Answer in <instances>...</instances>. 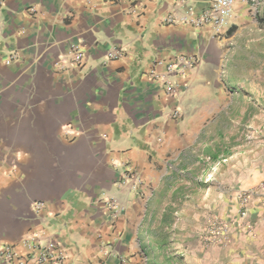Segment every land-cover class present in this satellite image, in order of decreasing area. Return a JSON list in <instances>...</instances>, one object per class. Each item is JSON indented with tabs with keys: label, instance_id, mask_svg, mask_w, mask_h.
Wrapping results in <instances>:
<instances>
[{
	"label": "crops",
	"instance_id": "1",
	"mask_svg": "<svg viewBox=\"0 0 264 264\" xmlns=\"http://www.w3.org/2000/svg\"><path fill=\"white\" fill-rule=\"evenodd\" d=\"M190 4L198 15L207 0ZM186 11L183 0H2L0 248L24 256V236L37 233L66 246V264H157L161 239L148 222L175 223L178 209L160 197L192 183L200 200L184 206L206 210V154L240 112L232 71L251 56L257 26L242 0L217 33L166 21ZM71 42L86 54L81 67L69 62ZM114 46L122 56L110 59ZM179 56L196 65L167 72ZM214 205L230 207L225 197ZM201 217H184L187 236ZM251 223L231 234L228 264H264V222Z\"/></svg>",
	"mask_w": 264,
	"mask_h": 264
},
{
	"label": "rangeland",
	"instance_id": "2",
	"mask_svg": "<svg viewBox=\"0 0 264 264\" xmlns=\"http://www.w3.org/2000/svg\"><path fill=\"white\" fill-rule=\"evenodd\" d=\"M254 21L257 32L252 35L258 37L253 41L256 46L250 48L249 58L235 62L239 66L232 71L239 73L234 88L244 95L238 104L240 112L228 116L220 127L216 153L210 149L206 154L207 166L201 177L207 189L206 210L193 211L184 206V202L196 204L200 200L189 192L192 183L160 197L161 202H170L178 209L177 216H172L174 211L170 209L164 212L174 217L175 223L148 222L147 234L161 239L157 264H228L231 252L225 247L232 241L231 234L237 229L250 233L251 222H264V11ZM253 171L255 179H252ZM249 179L252 184L246 188ZM224 197L229 200V208L213 206ZM193 213H202V217L190 237L186 235L188 227L183 219ZM215 246L221 247L217 256L208 252Z\"/></svg>",
	"mask_w": 264,
	"mask_h": 264
},
{
	"label": "built area",
	"instance_id": "3",
	"mask_svg": "<svg viewBox=\"0 0 264 264\" xmlns=\"http://www.w3.org/2000/svg\"><path fill=\"white\" fill-rule=\"evenodd\" d=\"M192 0H183L187 3V11L182 17H168L167 22H184L197 27L208 26L214 32H219L231 17L235 0H207V6L198 15L194 14L193 6L190 4ZM248 6V10L254 18L264 11L262 0H242ZM2 3V0H0ZM123 50L120 47H112L107 56L110 59H117L122 56ZM69 62L73 67H81L86 59L79 42H71L68 47ZM196 60L191 57L179 56L174 62L167 65V72L179 70L181 68H193ZM149 75L156 77L154 70H150ZM159 79V78H158ZM168 94L176 93L175 84L166 77L160 78ZM134 177L129 175L128 179ZM34 208L40 210L42 203H34ZM108 208L111 210L110 216L116 218L121 208H119L114 200H108ZM22 244L26 246L27 253L24 256L19 255L12 246L6 245L0 248L2 259L8 264H66L68 258V250L64 244L58 240L43 238L37 233H31L24 236Z\"/></svg>",
	"mask_w": 264,
	"mask_h": 264
},
{
	"label": "trees",
	"instance_id": "4",
	"mask_svg": "<svg viewBox=\"0 0 264 264\" xmlns=\"http://www.w3.org/2000/svg\"><path fill=\"white\" fill-rule=\"evenodd\" d=\"M213 157H214V155H213Z\"/></svg>",
	"mask_w": 264,
	"mask_h": 264
}]
</instances>
